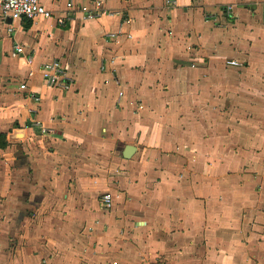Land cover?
<instances>
[{
	"label": "crops",
	"instance_id": "1",
	"mask_svg": "<svg viewBox=\"0 0 264 264\" xmlns=\"http://www.w3.org/2000/svg\"><path fill=\"white\" fill-rule=\"evenodd\" d=\"M41 1L57 12L66 2ZM107 7L65 26L0 16V255L15 242L25 260L24 244L56 234L55 220L39 224L43 210L83 213L88 197L110 193L102 239L116 240L118 262L264 264V0ZM53 59L73 79L68 90L39 73ZM32 119L55 133L40 135ZM127 145L137 148L129 159Z\"/></svg>",
	"mask_w": 264,
	"mask_h": 264
},
{
	"label": "rangeland",
	"instance_id": "2",
	"mask_svg": "<svg viewBox=\"0 0 264 264\" xmlns=\"http://www.w3.org/2000/svg\"><path fill=\"white\" fill-rule=\"evenodd\" d=\"M247 94L252 96L255 93L249 90ZM237 107L239 106L237 105ZM253 117L252 114L248 115V118ZM100 196L92 195L88 197L86 204L83 206V213L81 209L68 210L62 204L57 205L62 208L57 209L54 215H52V212H47L46 209L43 210L41 212L43 215L39 218V224L49 223L50 226H53V220H55L56 234L52 236L47 235V230L41 231L35 235L37 243L30 246L24 244V248L30 254V257L25 260L19 258V254L16 252L19 244L10 242L9 245L3 247L6 252L0 255V264H123V261L114 260V256L117 253V248H114L115 243H117L116 240L112 238L111 240L102 239L105 236L108 237L109 221L107 220V215L112 208H101ZM64 200L65 198L61 196L60 201ZM84 207L88 208L93 217L87 218L85 216ZM95 213L100 215H94ZM43 228L46 227L42 226L41 229ZM10 236L11 238L14 237ZM134 245L140 248L141 252L139 254L143 255L145 252L143 243L140 241L134 243ZM170 247L171 252L176 249V245ZM122 249L123 247H121ZM186 251L185 255H188ZM35 252L40 253L41 257H37ZM187 258L184 259L183 263L181 260L176 259L175 256H170L169 259L157 258L153 264H192L190 259ZM141 262L140 264H145V260H141ZM124 263L131 264V262L127 261H124Z\"/></svg>",
	"mask_w": 264,
	"mask_h": 264
},
{
	"label": "built area",
	"instance_id": "3",
	"mask_svg": "<svg viewBox=\"0 0 264 264\" xmlns=\"http://www.w3.org/2000/svg\"><path fill=\"white\" fill-rule=\"evenodd\" d=\"M114 1L128 3L131 0ZM225 11L228 14L233 13V7L228 6ZM111 13V10L107 7V0H66L65 7L60 12L47 8L41 0H0V16L4 19H26L30 21L55 19L56 23L60 26H65L68 21H73L78 17L82 21H87L99 19ZM11 31L12 29H9V32ZM120 34L122 33L116 32L109 36L115 38ZM128 37L130 38L131 36L128 35ZM14 52L15 54H24L23 46L16 44L14 46ZM32 63L33 57L27 56L26 65L31 67ZM227 64L235 67L240 65L234 59H228ZM38 70L45 85L48 87L68 90L72 86L73 79L69 75L67 67L60 59L45 62L39 66ZM33 75L34 72L30 70L28 77H33ZM20 89L28 92L29 97L33 100L37 102L40 100L38 94L28 90L26 83L21 84ZM50 122H53V119H50ZM30 125L42 136L55 133L54 128L40 120L32 119ZM113 202V196L110 193H105L101 196V204L104 208L111 209Z\"/></svg>",
	"mask_w": 264,
	"mask_h": 264
},
{
	"label": "water",
	"instance_id": "4",
	"mask_svg": "<svg viewBox=\"0 0 264 264\" xmlns=\"http://www.w3.org/2000/svg\"><path fill=\"white\" fill-rule=\"evenodd\" d=\"M137 148L133 145H127L124 148L123 157L125 159L131 158V156L136 152Z\"/></svg>",
	"mask_w": 264,
	"mask_h": 264
},
{
	"label": "trees",
	"instance_id": "5",
	"mask_svg": "<svg viewBox=\"0 0 264 264\" xmlns=\"http://www.w3.org/2000/svg\"><path fill=\"white\" fill-rule=\"evenodd\" d=\"M4 137L5 135L3 133H0V148H4L6 146V143L3 142Z\"/></svg>",
	"mask_w": 264,
	"mask_h": 264
}]
</instances>
